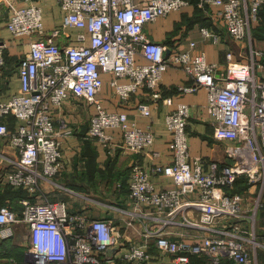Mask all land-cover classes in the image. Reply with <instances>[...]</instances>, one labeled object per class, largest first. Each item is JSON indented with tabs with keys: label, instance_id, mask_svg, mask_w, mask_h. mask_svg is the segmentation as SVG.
I'll list each match as a JSON object with an SVG mask.
<instances>
[{
	"label": "built area",
	"instance_id": "2783aa9c",
	"mask_svg": "<svg viewBox=\"0 0 264 264\" xmlns=\"http://www.w3.org/2000/svg\"><path fill=\"white\" fill-rule=\"evenodd\" d=\"M56 2L62 24L49 35L38 2H12L9 7L6 27L10 33L34 38L16 64L18 91L0 99V139H6L15 152L2 157L11 166L0 168L2 180L26 192L19 210L9 203L0 205V236H11L19 222L26 224V250L32 264H114L116 259L124 264H164L151 246L159 256H169L172 264H194V257L205 264H264L257 257L264 244L256 233L258 215L264 209V78L257 74L263 67L258 58L262 52L251 47L248 60L242 61L229 50L219 72L216 62L195 50L194 40L186 48H177L146 36L148 22L180 10L188 0ZM197 2L215 8L235 41L250 40L251 23L264 4V0ZM66 27L78 29L75 43L61 45L53 37ZM199 29L214 42L220 40L208 27ZM66 38L72 39L71 33ZM5 48L6 42L0 39V67L5 64ZM170 66L180 67L191 79L177 85V91L206 90L205 109L213 119V136L224 143L225 160L212 161L205 170L204 158L190 155V106L179 102L165 115L171 162L148 169L137 158L129 168V197L145 211L112 206L128 215L127 226L136 218L141 221L142 239L126 240L112 220L71 212L65 200L43 191L42 180L63 169L62 140L73 133L66 123L55 127L53 110L71 97L82 98L93 107L88 137L105 146L112 142L123 150L144 152L154 143L153 128L130 122L124 110L103 105L99 97L102 74L112 75L109 86L125 102L140 90L157 95L163 72ZM136 108L141 115L151 114L148 102L139 101ZM9 117L19 120L15 128L9 127ZM113 133L120 139L112 140ZM152 172L169 176L172 184L158 188ZM239 178L244 179V187L235 190ZM0 264L16 262L0 259Z\"/></svg>",
	"mask_w": 264,
	"mask_h": 264
},
{
	"label": "crops",
	"instance_id": "0c3cea01",
	"mask_svg": "<svg viewBox=\"0 0 264 264\" xmlns=\"http://www.w3.org/2000/svg\"><path fill=\"white\" fill-rule=\"evenodd\" d=\"M27 0H0V39L6 42L4 52L5 64L0 67V99L6 100L12 93L18 91L20 79L15 71L19 58L29 49L33 36H13L6 27L12 2L24 3ZM43 12V25L45 34L58 27L61 28L62 13L56 0H35ZM189 3L180 10L168 12L158 16L155 20L144 26L146 36L155 41L162 42L168 47L186 48L188 42H196L195 50L204 51L207 61L216 62L218 71L221 72L226 65V52L231 50L234 59L247 61L249 50H260L262 55V69L257 70L259 77L264 78V4L259 11V17L250 26V40H233L225 30L223 23L216 14L214 7L200 4L197 0H188ZM208 27L213 33L218 34L220 40L213 41L212 37H205L200 31V26ZM76 28H63L53 38L61 45L75 43ZM71 33L72 39L66 38ZM4 69V71H2ZM8 71V73H7ZM104 84L99 92L103 105L110 110H124L130 122H135L141 127L150 125L155 132L152 147L141 153L123 150L111 142L108 146L98 140L88 137L87 130L89 118L93 107L84 99L71 97L53 110L55 127L66 123L73 128V133L62 140L64 167L61 172L51 179H43L41 186L51 197L62 198L67 202L71 212L82 213L90 218L104 217L112 220L117 227H121L126 240L139 241L142 239V224L136 218L130 225H126L128 215L112 206L124 209L145 211L144 206H135L129 197L128 172L135 159L148 169L153 164H166L171 162L172 154L169 148L171 133L166 128L165 115L174 109L179 102L190 106V119L187 126L189 132V152L191 156L204 158V169H208L210 162H223L225 160L224 143L213 136V119L205 109L207 92L200 88L196 92H179L177 85L190 83L191 79L186 72L178 66L168 67L162 75L157 95H152L146 90H140L123 102L115 94L109 80L110 73L102 74ZM139 101L150 104L151 114L141 115L136 108ZM19 120L9 117L10 128H15ZM108 133L113 130L108 129ZM112 140L117 141L120 136L113 133ZM152 151H158L155 156ZM6 155H15L7 140L0 139V168L7 165L3 158ZM3 157V158H2ZM1 170V169H0ZM2 172V171H1ZM0 172V205L9 203L19 210V200L26 196L22 189H15L2 180ZM151 179L158 188L168 187L172 184L169 176L151 173ZM70 188L73 191L64 189ZM264 210V209H262ZM196 216L197 212H192ZM170 236V227L165 228ZM125 240V239H124ZM125 240V241H126ZM28 227L19 222L15 225L14 233L3 238L0 236V259L15 260L16 264H32L27 256ZM127 242V241H126ZM151 252L161 259L164 264H172L167 255L159 256L156 249L151 246ZM194 264H205L200 258L192 259ZM114 264H124L116 259Z\"/></svg>",
	"mask_w": 264,
	"mask_h": 264
},
{
	"label": "rangeland",
	"instance_id": "374dc122",
	"mask_svg": "<svg viewBox=\"0 0 264 264\" xmlns=\"http://www.w3.org/2000/svg\"><path fill=\"white\" fill-rule=\"evenodd\" d=\"M2 71H4V69H2ZM15 71L17 72L16 65H15ZM256 233L258 234L260 241L264 244V210H260V213L258 215V220L256 223ZM257 257L258 259L264 260V248L263 247L259 248Z\"/></svg>",
	"mask_w": 264,
	"mask_h": 264
},
{
	"label": "trees",
	"instance_id": "16d2710c",
	"mask_svg": "<svg viewBox=\"0 0 264 264\" xmlns=\"http://www.w3.org/2000/svg\"><path fill=\"white\" fill-rule=\"evenodd\" d=\"M242 182L245 183V181H244L243 178H239V179L237 180V182H236V186H235V190H240V189H242V188L244 187V184H243Z\"/></svg>",
	"mask_w": 264,
	"mask_h": 264
}]
</instances>
